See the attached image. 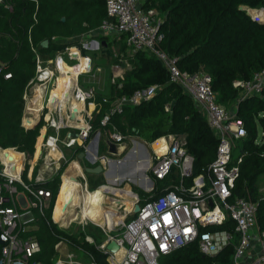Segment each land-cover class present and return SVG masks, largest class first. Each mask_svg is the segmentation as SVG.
I'll list each match as a JSON object with an SVG mask.
<instances>
[{
  "label": "built area",
  "instance_id": "2783aa9c",
  "mask_svg": "<svg viewBox=\"0 0 264 264\" xmlns=\"http://www.w3.org/2000/svg\"><path fill=\"white\" fill-rule=\"evenodd\" d=\"M33 1L37 8L38 1ZM143 1L104 0L107 18L87 33L123 39L126 47L133 52L142 50L152 53L167 69L169 80L180 85L205 112L207 124L218 142L213 160L205 170L197 173L194 171V158L185 147V140L177 134L156 138L163 140L159 149L152 147L155 140L143 142L149 147L148 167L143 181L138 184L125 179L120 183L115 181L113 185L108 184L115 190L128 187L130 196L124 199L112 191L107 195L115 200L120 220L111 226L97 224L102 227L105 238L96 248L105 255L106 264H159L162 254L190 242H196L200 252L208 256H214L231 245L232 264H264V230H260L256 223V202L248 196L233 193L244 152L234 155L232 150L235 141L246 134L243 122L234 112L230 113L217 102L211 76L207 72L180 70L176 58L160 48L162 15L155 8H145ZM0 5L8 11L12 9L7 0H0ZM242 7L252 19L264 22V6ZM87 33L71 37L77 44L75 48L78 53L67 45L62 50L57 49L52 57H46L39 46L31 47L34 74L22 92V124L27 128L34 121L36 125L40 123L36 139L42 135L39 154L46 151L43 163L47 170L45 177L36 175L35 179H31V174L25 169L23 152L19 171H8L13 162H4L0 158V264H42L34 259L40 251V243L35 235L27 234V230L35 217L33 209H37L39 215H44V209L48 206L45 202L52 199V191L41 183L43 179H52L62 167L59 189L67 167L74 160L67 159L61 147L80 146L82 149L79 152H83L89 163L100 164L107 170L110 161L119 159L116 158L117 154L108 150L106 141L113 142L123 153L126 140V136L116 130L111 117L127 105L150 99L159 88L157 84H152L113 98L102 97L98 105L94 89L79 83L80 75L91 70V58L80 50ZM51 40L61 42L57 36H52ZM80 58L84 60V65L74 80L67 84L65 95L51 99V87L62 72L61 63L74 66L80 62ZM125 60L120 57L118 62L112 64L111 82L117 89L122 87L119 78L123 79L122 62ZM5 67L6 64L0 61V74L10 78L11 73L4 71ZM232 84L243 95H261L264 91V67L254 71L249 79H235ZM38 90L41 91L40 105L31 109ZM71 100L81 101L83 106L78 108ZM91 104L93 107L89 110ZM102 104H105V108L97 120ZM103 132L106 136L105 152L99 150V138ZM52 146L59 150L57 158L48 155ZM61 159L65 163L60 164ZM79 167L74 178L81 188L89 189L80 163ZM165 178L169 183L161 193L155 195L156 184L153 181ZM136 205L138 209L134 210ZM71 220L59 218L56 225L59 229H67ZM85 240L93 242L88 235ZM110 240L117 244L114 251L107 248ZM64 244V241L55 244L57 253ZM121 250L120 256L118 253ZM64 256L68 260L57 255L55 264H99L93 259L88 263L79 262L73 259L72 253H65Z\"/></svg>",
  "mask_w": 264,
  "mask_h": 264
},
{
  "label": "trees",
  "instance_id": "16d2710c",
  "mask_svg": "<svg viewBox=\"0 0 264 264\" xmlns=\"http://www.w3.org/2000/svg\"><path fill=\"white\" fill-rule=\"evenodd\" d=\"M7 1L12 6L10 11L0 5V61L6 64L4 71H9L11 77L4 78L0 74V148L12 147L31 156L40 127V123L27 128L22 124V92L34 74L31 47L39 46L42 53L53 55L63 48V43L52 41V36L62 40L87 33L99 26L107 14L104 0H37V8L33 0ZM142 5L155 8L162 15L160 48L176 58L180 70L207 72L216 100L225 109L228 110L238 94L233 81L249 79L254 71L264 67V22L252 19L242 7L264 6V0H144ZM44 39H48L45 47L40 44ZM133 59L124 71L117 94L152 84L159 88L150 99L127 105L114 114L111 122L116 130L127 139L146 142L170 133L184 134L185 147L194 158V171L205 170L215 156L218 139L200 107L180 85L169 80L167 69L152 53L138 50ZM97 100H101L99 95ZM104 108L105 104L97 120ZM234 114L242 120L246 134L237 139L232 150L233 154L237 148L244 152L233 193L256 202V223L264 230V194L259 193L257 187V179L264 173V91L261 95L241 98ZM95 123L97 126V121ZM104 146L102 140L101 149ZM100 177L90 178L91 189L102 183ZM59 181V175H55L43 184L52 191V199L44 215L35 219L37 228L29 231L41 246L34 259L42 264H55L54 245L65 240L70 248L106 264L105 255L95 246L101 236L96 234L99 228L95 226L97 231L87 227L72 235L57 228L51 220ZM168 183V178L157 179L155 195ZM86 234L92 235L96 243L87 242ZM232 252L229 245L214 256L203 255L197 243L190 242L162 254L159 264H232Z\"/></svg>",
  "mask_w": 264,
  "mask_h": 264
},
{
  "label": "bare ground",
  "instance_id": "6f19581e",
  "mask_svg": "<svg viewBox=\"0 0 264 264\" xmlns=\"http://www.w3.org/2000/svg\"><path fill=\"white\" fill-rule=\"evenodd\" d=\"M72 49L76 53H78L75 47H73ZM83 65L84 60L82 58H80V62L74 66L61 63L62 72L57 77L55 84L51 87V99L56 96L65 95L67 84L74 80L78 70L81 69ZM34 103L37 104V107L40 105V101H37L36 99H34ZM71 103H76L78 108H81L83 106L81 101L76 102L75 100H71ZM90 108H92V106H90ZM41 139L42 135H40L37 139L35 157L39 154ZM152 143L153 148L159 149L163 144V140H155ZM48 154L57 158L59 155V150L55 146H52L48 150ZM0 158L3 159L4 162H13L14 165L12 166V168L8 169V171L10 172L19 171L22 167L23 154L15 148H0ZM123 159L124 162L122 163L110 161V163L108 164L109 166L104 172L108 182L110 181L111 183L113 181H119L122 180V178H125L126 180H129L131 182L140 184L143 181V175L141 173L143 162H140L143 159L142 148H140V144L135 142L131 149L128 151L126 157ZM132 161L135 162L134 166L131 165ZM79 169V164L75 160H73L67 167L63 175V182L58 189L57 197L54 203L53 217L55 219L62 218L66 221L68 219H89L94 221V223L96 224L98 223L99 225H113L117 221L118 210L115 206V200L112 201L111 206L110 204L105 205L106 201L110 203V197H107V195L110 193V191H112L115 194L120 195L122 198H128V193L130 192L129 189L126 188L122 190H115L112 189L109 185L100 186L93 190L83 189L81 188L80 183L74 178ZM120 170L126 171L123 175H119L118 172ZM75 204L79 206L78 212L73 209L75 207ZM128 206L129 204L127 201V207ZM62 213H64L63 217L61 216ZM118 254L121 256L122 250L119 251Z\"/></svg>",
  "mask_w": 264,
  "mask_h": 264
},
{
  "label": "rangeland",
  "instance_id": "374dc122",
  "mask_svg": "<svg viewBox=\"0 0 264 264\" xmlns=\"http://www.w3.org/2000/svg\"><path fill=\"white\" fill-rule=\"evenodd\" d=\"M72 36L73 35H70L69 37H64L61 40V43H63V48H60V50L64 49L67 45H68V47H75V45H77L74 42L75 40H71ZM93 42H95V45H92ZM84 43L85 44H82L80 46V50H81V53L83 55H88L91 58V70L86 74L80 75V77H79L80 84L82 86L93 85L98 90L99 94H110V95H112L114 93L113 95H115V93H117L116 92L117 86L116 85L114 86L113 83L111 82L112 64L118 62V59L120 57L123 59H126L124 62H122L124 65V71H125L127 68H129L131 66L132 61H134V59H133L134 52L125 46V43L123 42L122 39H118L115 37H103V36H96V35H92V34L87 33L86 37L84 39ZM124 71L122 73L123 78H124ZM119 79H121V81L123 80L122 78H119ZM50 92H52V89ZM245 96L246 95H243V92L238 89V94L234 98V100L230 104V106L228 107V111L230 113L235 112L238 101L241 98H244ZM259 130H260L259 132L261 133V128ZM137 140L140 141L141 139H137ZM236 142H237V140L235 141V144H236ZM134 143L135 142L133 141L132 138L126 139L125 143H124L125 144V151L121 155L122 156L125 155V153H127L131 149V147L133 146ZM35 144H37V139H36ZM45 153H46V151H42L41 155L39 154L38 158H35L36 151H34V153L31 156H28L27 154L24 153L25 159H26L25 167L26 168L30 167V164H33V162H36L37 169L40 166H44L43 158L45 156ZM238 153H239V150L237 148L234 151V155H237ZM48 155H50V154H48ZM121 155L118 157H121ZM46 158H48V156ZM63 163H65V161L63 162V160L61 159L60 164H63ZM66 165H67V163L65 164V166ZM60 167H61V165H60ZM59 173H60V170L58 171L57 175ZM100 178L103 179L104 183H106L104 181V177L101 176ZM153 183H155V182L153 181ZM104 185H108V184H104ZM133 185H135V184H133ZM257 187H258L259 193L264 194V173L258 177ZM90 221H92V220H90ZM92 222H94V221H92ZM72 226L74 227V228L71 227L72 230L74 231V233L75 232L76 233L81 232L80 230H78L77 224H74ZM95 226L96 225H94V224H88L87 225V227H92V228H95ZM74 229H76V230H74ZM95 230H97V229L95 228ZM66 252H72L74 255L73 259L79 260V262H82V263L88 262L87 260L89 258L86 257L81 251L76 250L74 248H70L69 246H67L65 244L61 245V247L59 248V251H58V255H61V257L64 260H68L64 256V254Z\"/></svg>",
  "mask_w": 264,
  "mask_h": 264
},
{
  "label": "crops",
  "instance_id": "0c3cea01",
  "mask_svg": "<svg viewBox=\"0 0 264 264\" xmlns=\"http://www.w3.org/2000/svg\"><path fill=\"white\" fill-rule=\"evenodd\" d=\"M125 43V42H124ZM42 53V52H41ZM55 53V52H54ZM42 55L43 56H46V57H52L53 55H50V52L48 53V52H46V53H42ZM83 75V74H82ZM80 83V82H79ZM113 85L115 86V84L113 83ZM83 87H86V88H88V87H91V88H93L94 89V91H95V101L97 102V104L98 105H100V103L102 102V97H106V98H109V97H111V98H113V97H115V95H118L117 93L115 94V95H110V94H99V92H98V90L93 86V85H90V86H83ZM99 95V97H101V100L100 101H98L97 100V96ZM40 96H41V91L40 90H38V92H37V95H36V97L34 98V99H36L37 101H40ZM90 106H92L93 107V105L91 104ZM90 106H89V110H91L92 108H90ZM199 106V105H198ZM101 107H103V104H102V106ZM101 107H100V111H101ZM200 107V106H199ZM30 108L31 109H36L37 108V104H35L34 103V100H33V102H32V104L30 105ZM200 109H201V107H200ZM99 111V112H100ZM201 111H202V114L206 117V114H205V112L201 109ZM101 116V115H100ZM35 122V125H36V121H34ZM34 125V126H35ZM31 127V126H30ZM63 134V133H62ZM105 134H104V132L101 134V136H100V138H99V150L101 151V152H105L106 150H107V146H106V143H105ZM178 137H180V138H182V139H184L185 140V135L184 134H178ZM127 139V138H126ZM104 141V143H105V146H104V148L103 149H101V141ZM141 141L142 142H146V141H144V140H142L141 139ZM35 142H36V140H35ZM125 143V142H124ZM149 143V142H148ZM146 145V144H145ZM146 147H147V150H148V153H149V147L146 145ZM82 148L80 147V146H78V147H74V148H66V147H61V152L63 153V155L67 158V159H74V160H76V162L79 164L80 163V165L82 166V168H83V171H84V173H85V175H86V180H87V183H88V188H89V190H93V189H91L90 187H91V185H90V178L92 177V180H95L96 178L95 177H97V176H102V177H104V181L106 182V183H104L103 182V179H102V183H100V184H98L95 188H97L98 186H100V185H103V184H110V185H113L114 183H115V181H113V182H111L110 183V181L108 182V180L106 179V176H105V174H104V172L106 171L105 169L106 168H104V167H102V171L101 172H99V173H91V172H86L85 170H84V166H90V167H93V166H95V165H97V164H95V165H92L91 163H89L85 158H84V155L82 156V158L80 159V158H78V153H79V151L81 150ZM34 151H36V148H35V144H34ZM34 151H33V153H34ZM121 151V149L119 150L118 149V152L116 153L118 156H120L121 154H122V152H120ZM124 151H125V149H124ZM22 152V151H21ZM24 153V152H23ZM70 153V154H69ZM75 156V157H74ZM124 156V155H123ZM122 155H121V157H116L117 159H121L122 157H123ZM39 157V154H38V156H36L35 158H38ZM34 161V160H33ZM117 161V160H116ZM61 162V161H60ZM25 163H26V159H25ZM109 166V165H108ZM25 169H28V172L31 174V179H35V176L37 175V176H39V177H45L46 175H45V171L47 170L46 169V167H45V165L44 166H40L38 169H37V167H36V162H33V164H30V167H28V168H25ZM62 169V168H61ZM61 169H60V172H61ZM80 170V169H79ZM117 173V172H116ZM118 174V173H117ZM59 175V174H58ZM91 175V176H90ZM90 176V177H89ZM24 179H27L26 178V176H25V178ZM29 179V178H28ZM59 179H60V175H59ZM47 179L46 178H44L43 179V181L41 182L42 183V185L45 183V182H47L46 181ZM50 180V179H49ZM125 180V178L123 179V180H119V181H124ZM118 181V183H120ZM60 182V181H59ZM109 185V186H110ZM44 186V185H43ZM94 188V189H95ZM119 193V192H118ZM121 193V192H120ZM128 195L130 196V194L128 193ZM128 195H126V196H128ZM126 196H124V197H126ZM56 197H57V194H56ZM56 197H54V198H56ZM108 197V196H107ZM124 199H126V198H124ZM55 200L56 199H54V202H53V205H52V207H51V214H50V218H51V220L53 221V223H55V225L57 224V222H58V219H55L54 217H53V208H54V203H55ZM113 201V199L112 198H110V203L109 202H105V205H108V204H110V206H111V202ZM128 201V200H127ZM50 202H51V199H50V201L49 202H45V204H47L48 206L47 207H45V209H44V213H45V210L46 209H48L49 208V206H50ZM70 209H72V208H70ZM73 209H75L76 210V212H78L79 211V206H77L76 204H75V207L73 208ZM33 212H34V215H35V217H34V219H33V221L31 222V226H30V228L27 230V234H30V230H32V229H35V228H37V222L35 221V219L39 216V213H38V211H37V209H33ZM120 220V214L117 212V221L116 222H118ZM85 221V219H72L71 220V225L69 226V227H67V229H60V230H64L65 232H67V233H69V234H72V235H74L75 233H74V231L72 230V228L71 227H73L72 225H74V224H77V226H78V230H80V231H85V228H87V225L88 224H94V225H96V227L97 228H99V230H100V232H96V234L97 235H101L100 236V238H99V242H101L104 238H105V233H104V231L102 230V227H100V226H98L97 224H95L94 222H92V221H87V222H84ZM115 222V223H116ZM57 226V225H56ZM58 228V227H57ZM74 228V227H73ZM74 230H76V229H74ZM77 234V233H76ZM75 234V235H76ZM86 235H88V236H91L92 237V239H93V242L92 243H96L95 242V239H94V237L92 236V235H90V234H86ZM85 235V236H86ZM85 236H84V239H85ZM60 241H64L65 242V245H67L68 246V244H67V242L65 241V240H60ZM59 242V241H58ZM57 242V243H58ZM98 242V243H99ZM56 243V244H57ZM97 243V244H98ZM97 244H95V246L97 245ZM54 248H55V245H54ZM56 250V249H55ZM57 251V250H56ZM66 253H72V252H66ZM82 253L84 254V255H86L83 251H82ZM73 254V253H72ZM57 255H58V253H57ZM74 256V255H73ZM86 257H88L89 259L87 260L88 262L90 261V260H95L94 258H93V256L92 255H86ZM87 262V263H88ZM97 262V261H96ZM98 263V262H97ZM100 264V263H99Z\"/></svg>",
  "mask_w": 264,
  "mask_h": 264
},
{
  "label": "water",
  "instance_id": "95a60500",
  "mask_svg": "<svg viewBox=\"0 0 264 264\" xmlns=\"http://www.w3.org/2000/svg\"><path fill=\"white\" fill-rule=\"evenodd\" d=\"M62 20L64 19V17H62L61 18ZM41 46H43V47H45V46H47V44H48V39H44L43 41H41ZM92 45H95V42H93V44ZM72 56H74V54L72 55ZM35 125V122H32V123H29V125L28 126H34ZM133 141L134 142H136V143H139L140 144V147L142 148V161H140V162H143L142 164H143V167H142V170H141V173H142V175H144L145 174V170H146V168L148 167V158H149V153H148V150H147V147H146V145H145V143H143L141 140L139 141V140H137V139H133ZM106 143H107V145H108V150L110 151V152H112V153H114V154H116L117 152H118V149H117V147L114 145V143L113 142H111V141H106ZM128 153V152H127ZM127 153H125V155L121 158V159H119V160H112V162H124V159L123 158H125L126 157V155H127ZM82 156H83V152H79L78 153V158H82ZM139 162V163H140ZM131 165L132 166H134L135 165V162L134 161H132V163H131ZM84 170L86 171V172H91V173H99V172H101L102 171V166L100 165V164H97V165H95V166H93V167H90V166H84ZM126 170H120L118 173H119V175H123L124 174V172H125ZM124 178H122V180H123ZM138 209V206L136 205L135 207H134V210H137ZM0 244H2V240L0 239ZM107 248L108 249H110V250H112V251H114L115 249H117V244L113 241V240H110L108 243H107Z\"/></svg>",
  "mask_w": 264,
  "mask_h": 264
}]
</instances>
